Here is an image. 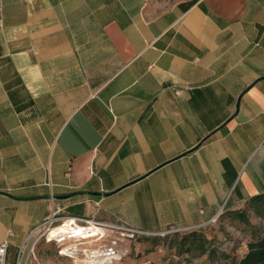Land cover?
Wrapping results in <instances>:
<instances>
[{"label": "crops", "instance_id": "obj_1", "mask_svg": "<svg viewBox=\"0 0 264 264\" xmlns=\"http://www.w3.org/2000/svg\"><path fill=\"white\" fill-rule=\"evenodd\" d=\"M259 195L264 0H0L10 264H72L47 241L30 254L56 209L158 235Z\"/></svg>", "mask_w": 264, "mask_h": 264}, {"label": "built area", "instance_id": "obj_2", "mask_svg": "<svg viewBox=\"0 0 264 264\" xmlns=\"http://www.w3.org/2000/svg\"><path fill=\"white\" fill-rule=\"evenodd\" d=\"M144 235L149 234L122 224L61 216L56 209L30 232L28 240L32 241V258L38 244L47 241L54 244L60 257L69 259L72 264H117L123 259L121 245ZM9 246L7 241L0 244V264H10ZM21 254L22 250L17 264H20Z\"/></svg>", "mask_w": 264, "mask_h": 264}, {"label": "rangeland", "instance_id": "obj_3", "mask_svg": "<svg viewBox=\"0 0 264 264\" xmlns=\"http://www.w3.org/2000/svg\"><path fill=\"white\" fill-rule=\"evenodd\" d=\"M248 210L249 224L235 220L228 211L207 227L204 231L212 243L220 246L232 256L240 257L245 252V246L251 242L259 230L264 229V220L260 219L244 204L241 210ZM190 230L167 231L158 235H144L123 246V261L121 264H209L208 255H179L177 246L181 236ZM234 248V250H231Z\"/></svg>", "mask_w": 264, "mask_h": 264}, {"label": "trees", "instance_id": "obj_4", "mask_svg": "<svg viewBox=\"0 0 264 264\" xmlns=\"http://www.w3.org/2000/svg\"><path fill=\"white\" fill-rule=\"evenodd\" d=\"M246 203L255 215L264 220V195L253 197ZM228 212H230L231 218L249 224L248 210L240 208L228 210ZM177 253L196 257L207 254L209 264H264V229L262 228L254 235L253 240L245 246V252L240 257L232 256L226 250H222L220 246H216L206 235V232L201 230H190L181 236Z\"/></svg>", "mask_w": 264, "mask_h": 264}]
</instances>
